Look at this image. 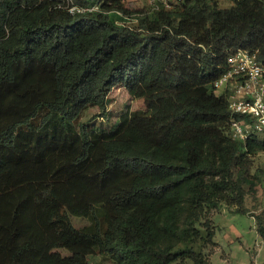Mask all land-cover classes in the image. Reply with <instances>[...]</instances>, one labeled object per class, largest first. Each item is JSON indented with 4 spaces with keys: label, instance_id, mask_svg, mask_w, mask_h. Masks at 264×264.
<instances>
[{
    "label": "trees",
    "instance_id": "obj_1",
    "mask_svg": "<svg viewBox=\"0 0 264 264\" xmlns=\"http://www.w3.org/2000/svg\"><path fill=\"white\" fill-rule=\"evenodd\" d=\"M231 1L0 0V264H209L204 210L246 214L264 150L213 84L238 49L264 60V0ZM117 85L144 108L96 125Z\"/></svg>",
    "mask_w": 264,
    "mask_h": 264
},
{
    "label": "rangeland",
    "instance_id": "obj_2",
    "mask_svg": "<svg viewBox=\"0 0 264 264\" xmlns=\"http://www.w3.org/2000/svg\"><path fill=\"white\" fill-rule=\"evenodd\" d=\"M200 1V0H197ZM210 1V0H204ZM220 8H227L232 4L231 0H212ZM126 7L140 9L147 6V0H124ZM144 108L142 99L133 98L122 86H114L107 98V112L104 118L97 117L92 122L104 127H113L118 124L125 113H132ZM74 107L67 111L68 116H73ZM96 113V109L90 108L84 113V119ZM250 175L254 176V188L246 191L243 206L248 210L246 214L235 213L236 206L229 202H220L217 209H205L204 215L214 230L215 241H206L205 228L200 225V238L192 245L197 250L204 248V258L209 264H264V242L256 231V223L252 214H263L264 218V150L258 151L249 157ZM74 224L82 223L74 219ZM204 224V220L200 221ZM203 241L205 243L203 244ZM220 245H219V244ZM94 264H112L102 255L91 258ZM180 264H193L189 259Z\"/></svg>",
    "mask_w": 264,
    "mask_h": 264
},
{
    "label": "built area",
    "instance_id": "obj_3",
    "mask_svg": "<svg viewBox=\"0 0 264 264\" xmlns=\"http://www.w3.org/2000/svg\"><path fill=\"white\" fill-rule=\"evenodd\" d=\"M184 1L147 0L153 10H170ZM213 84L225 94L230 112L239 116L230 120V137L238 141L251 137L264 140V60L257 58V52L235 51L227 58L223 74Z\"/></svg>",
    "mask_w": 264,
    "mask_h": 264
},
{
    "label": "crops",
    "instance_id": "obj_4",
    "mask_svg": "<svg viewBox=\"0 0 264 264\" xmlns=\"http://www.w3.org/2000/svg\"><path fill=\"white\" fill-rule=\"evenodd\" d=\"M213 241H214V243H216V245H217V241H215V238H213ZM219 244V243H218ZM220 245V244H219Z\"/></svg>",
    "mask_w": 264,
    "mask_h": 264
}]
</instances>
